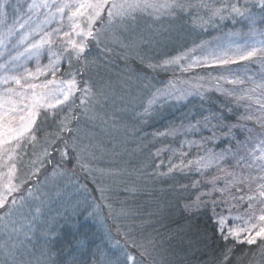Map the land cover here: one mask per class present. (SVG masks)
<instances>
[{
	"label": "snow or ice",
	"instance_id": "obj_1",
	"mask_svg": "<svg viewBox=\"0 0 264 264\" xmlns=\"http://www.w3.org/2000/svg\"><path fill=\"white\" fill-rule=\"evenodd\" d=\"M7 3L8 0L0 3V24L6 29L0 34V55L7 47L6 41L11 43L10 37L16 36L21 29L24 30L23 34L18 37L19 42L13 48L23 46L24 51L17 52L7 63L0 64V69L5 73L0 75V181L5 182L3 191H0V210L3 212L0 221H7L5 228L8 223H13L11 217L18 207H23V197L18 198L13 194L20 192L24 184L38 176L42 169L50 166L52 177L67 176L71 169L65 168L66 164L91 171V161L95 159L91 151V139L87 134L82 135L79 122L81 115H86L90 120H102L95 109L101 103L98 97L107 101L108 96L103 88H95L87 80L81 82L77 77L82 78L96 65L92 54L94 47L103 45L104 51L108 52L111 51L108 38L111 36V42H118L113 29L129 31L142 15L159 20L174 17L189 9L204 8L208 10L209 20H212L224 19L225 14L244 16L249 11L246 5L238 3L216 7L203 0L197 4H192L189 0H31L23 15H20L17 5H12L17 16L13 24L8 26V14L5 11ZM261 7H264V0H261ZM41 10H47L42 24L37 22ZM248 19L254 28V18L249 15ZM53 21L57 26L48 30L46 26ZM261 35L264 36V32ZM143 39L140 37L122 47L139 48ZM257 44L259 46L248 45L243 50L237 49L238 59L230 58L227 52L215 59L219 66L257 57L264 60V40ZM210 55L215 56L214 53ZM42 56H47L48 59L43 67L39 63ZM137 56L149 69L180 65L181 60L188 59L185 53L158 65L153 64L148 55L137 52ZM21 57L24 60H36L35 72L26 68L20 72L13 71ZM62 65L68 68L66 78L57 79ZM223 70L231 71L226 67ZM61 75L63 77L65 74ZM49 76L50 79L47 78ZM41 77L46 79L41 80ZM231 82L244 83L243 80L235 79ZM251 83L255 87L243 90L235 98L248 103L249 108L253 104L258 105L257 111L264 113V80L258 84L252 80ZM257 89L260 90L259 98L256 96ZM155 99L154 97L153 101H149V104ZM77 110L81 115L76 114ZM252 118L251 114L242 117L245 120ZM257 122L264 128V118H257ZM207 124L211 125V121H207ZM212 126L225 137L234 135L232 126L220 125L219 122ZM37 134H42L43 139L39 153L35 151ZM261 135L264 136V133ZM214 139L213 133L209 142ZM250 140L249 137L246 141L234 142L219 152L200 145L204 155L195 161L188 160L184 168L192 171V165L195 164L196 171L201 175L208 169H214L215 174L205 181L209 190L185 203L184 210L199 211L202 207L211 206L213 217H218L215 219L216 231L223 241L232 240L233 247L235 243H246L264 249V140L261 141L259 154L248 148ZM25 157L31 160L32 168L21 178L17 175L18 164ZM178 168L183 171L178 165H170L168 171L171 173ZM220 183L223 184L222 187L218 186ZM199 184L200 181H196L193 187H198ZM25 191L29 196L32 194L30 189ZM216 193L219 198L214 195ZM217 207H224L229 214L233 210L238 213L242 211L243 214L225 217L216 212ZM230 219L240 223H229ZM12 231L16 232L17 228L12 227ZM124 239V246L117 245L120 247V254L114 258L106 256L103 264H164L157 259V255L163 251L159 241L146 237L144 242H140L131 237L130 233ZM233 247L225 249L219 258V264H232ZM0 257V264H32V261H24L19 257L17 246L10 247L7 243L0 244ZM36 264H47L43 254L36 260Z\"/></svg>",
	"mask_w": 264,
	"mask_h": 264
},
{
	"label": "rangeland",
	"instance_id": "obj_2",
	"mask_svg": "<svg viewBox=\"0 0 264 264\" xmlns=\"http://www.w3.org/2000/svg\"><path fill=\"white\" fill-rule=\"evenodd\" d=\"M199 2L200 0L195 4ZM203 2L216 7L238 3L241 6L246 5L249 11L244 16L225 14L224 19L212 20H209L208 10L204 8L194 9L190 18L186 16L184 20H181L184 12L159 20L142 15L129 31L121 32L119 29H113L118 42H111L113 40L111 36L108 38V47L111 51L105 52L103 45L95 48L93 57L96 65L81 81L87 80L95 88H103L106 92L107 101L103 97H98L101 103L96 105L95 109L103 119L90 120L86 115H81L79 110L76 112L77 115H81L79 123L82 135L87 134L91 139V151L95 157L91 161V171L66 164L65 168L71 171L65 177H52L50 166L42 169L38 176L32 177L20 192L13 194L18 198L23 197V207H18L11 217L13 223H8V227L5 228L7 221H0V244L17 246L18 255L24 261H32V264H36V260L43 254L47 264H52L50 245L54 235L63 225L83 217L96 220L103 233L108 234L105 237L108 246L117 251L118 240L110 235V223L107 220L109 216L114 215L115 201L123 193L130 194L137 185L146 183L149 175L144 169L149 157L157 159L158 163L166 161L170 164L173 160L178 161L179 158L183 160L189 157V160L195 161L204 155L205 141L202 137L186 139L181 142L180 148L175 150L166 146L165 138L176 136L179 132L185 134V130L170 127L167 130L164 128L157 132H146L145 128L150 125L153 116H160L166 105L172 103L177 105L190 96L198 95L205 87L218 92L224 91L225 88L227 92L237 97L243 90L255 87V84L251 83L252 80L257 84L264 80L262 74L260 78L249 80L250 82L232 83L234 79L244 81L243 72L235 66L238 63L219 66L215 59L225 52L230 58L238 59L237 49L243 50L248 45L259 46L257 42L264 40V36L261 35L264 32V23L261 22L263 17L258 14L261 0H203ZM0 3H3V0H0ZM30 3L31 0H8L5 5L8 14L7 25L11 26L17 16L13 11V4L20 8V15H23ZM46 12L47 10H41L38 23H43ZM249 15L256 22L254 28L249 22ZM64 23L66 25L67 20ZM56 26V22L53 21L46 27L51 30ZM5 30L4 25L0 24V34ZM23 31L18 30L16 36L10 37L11 43L6 41L7 47L2 50L0 64L7 63L17 52L24 51L23 46L13 48V45L19 42L18 37ZM140 37L144 38L141 47L131 49L122 47L123 44H129ZM137 52L140 55H148L151 62L158 65H163L165 60L185 53L188 59L181 60L180 65L148 68L154 75L151 77L141 70L126 65L125 62L129 59L142 64ZM210 53H214L215 56ZM110 54L112 57L108 58ZM253 60L263 66L264 71V60L259 57ZM17 63L18 66L13 68L14 72L23 71L25 68L32 72L36 70L35 59L24 60L21 57ZM39 63L41 67L47 64V56H42ZM189 64L191 67H188ZM142 65L146 67L145 64ZM224 67L231 71H224ZM183 68L187 70H182ZM67 69L66 66L64 71L62 65L61 72L57 73V79L66 78ZM166 71L182 73L184 77L174 76L165 81L155 75ZM61 73L65 75L62 77ZM3 74H5L4 70L0 69V75ZM44 79L46 78L41 77V80ZM163 93L170 94L162 95ZM256 96L260 97L259 89ZM154 97L156 99L150 105L149 101H153ZM238 102L245 104L250 114L264 118V113L257 111L258 105L253 104L249 108L245 101L238 100ZM262 140L264 139L260 137L257 138V142L251 140L248 148L256 150L259 154ZM42 143L43 139L37 140L35 149L37 153ZM200 145H203V148ZM31 168V160L25 157L22 163L18 164L17 175L22 178ZM192 168L196 169L195 164ZM183 172L187 175L192 171ZM193 172L200 174L198 171ZM204 173L210 177L215 171ZM4 183L0 181V191H3ZM25 189H30L32 194L29 196ZM2 215L3 212L0 210V216ZM229 215L234 217L242 213L234 210L231 214L228 212L224 214L225 217ZM229 223L240 222L230 219ZM12 227H16L17 231L13 232ZM118 229L121 231L122 228L120 229L119 226ZM117 252L120 254V247Z\"/></svg>",
	"mask_w": 264,
	"mask_h": 264
},
{
	"label": "trees",
	"instance_id": "obj_3",
	"mask_svg": "<svg viewBox=\"0 0 264 264\" xmlns=\"http://www.w3.org/2000/svg\"><path fill=\"white\" fill-rule=\"evenodd\" d=\"M197 1L189 0L192 4ZM193 13V9L185 11L181 20L186 16L190 18V14ZM258 14L263 17L261 22L264 23V7L259 9ZM95 48L92 49L93 55ZM107 57L111 58L112 55ZM120 62L123 63L122 60ZM125 63L132 69L141 70L146 75L154 77L152 71L134 59H129ZM235 66L243 72L244 82L258 79L264 74L263 66L254 60L241 61ZM65 68L63 65L64 71ZM155 75L165 81L174 76L184 77L182 73L171 71ZM82 78L77 77L78 80ZM235 97L225 88L224 91L218 92L205 87L198 95L190 96L177 105L174 103L166 105L160 116H153L145 131L157 132L170 127L185 130V134L179 132L170 138L166 135V146L175 150L179 149L181 142L186 139L193 140L198 137L205 141L204 148H212L217 152L234 142L246 141L249 137L255 142L258 137L264 139L261 135L264 128L257 122V115L251 114L253 116L251 120L242 119L250 113L246 105L238 102ZM207 121H211V125H208ZM218 122L220 125L232 126L233 137H225L220 130L212 126ZM213 133L215 139L209 142ZM37 136L39 140L42 139V134ZM149 153L151 154L150 151ZM149 158L144 169L149 175L146 183L137 185L130 194L123 193L115 201V217L109 216L110 220L109 218L107 220L110 223V235L118 240L116 245L124 246L126 243L124 237L130 233L131 237L140 242H144L146 237L159 241L163 251L157 255V259L164 264H219L221 254L227 247H233V241L225 242L221 239L215 225V219L218 217H213L211 206L202 207L199 211L184 210L185 203L195 200L202 192L209 190V185L205 181L210 177L205 173L201 175L193 172L196 171L194 168L185 175L183 171L189 170L184 168V165L187 164L189 157L173 160L170 164L166 161L158 163V160L151 156ZM170 165H178L183 171L178 168L169 173ZM196 181H200V184L193 187ZM218 186L222 187L223 184L220 183ZM214 195L219 198L218 193ZM216 212L224 215L227 210L224 207H217ZM240 213L243 214L242 211ZM119 226L122 228L121 231L118 229ZM107 235L103 233L96 220L88 218L79 217L73 223L63 225L54 235L50 245L52 264H103L106 256L114 258L119 251V247L115 251L108 246L105 238ZM232 264H264V249L255 244L235 243Z\"/></svg>",
	"mask_w": 264,
	"mask_h": 264
}]
</instances>
